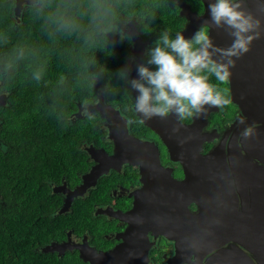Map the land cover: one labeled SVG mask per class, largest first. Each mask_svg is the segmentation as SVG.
I'll return each mask as SVG.
<instances>
[{"label": "flooded vegetation", "instance_id": "1", "mask_svg": "<svg viewBox=\"0 0 264 264\" xmlns=\"http://www.w3.org/2000/svg\"><path fill=\"white\" fill-rule=\"evenodd\" d=\"M3 1L12 10L13 23L18 24L29 7L22 3L19 16H15L16 0ZM132 2L112 5L116 23L130 39L122 40L116 33L104 35L100 30L103 25L92 28L94 44L100 43L93 49V57L97 63L99 56L103 58L107 72L104 83L93 77L89 94L92 98L87 107L97 106L101 101V105L110 107L118 116L114 121L110 114L92 113L96 119L90 122L97 132L78 146L67 148L76 150L70 155L67 169L49 171L54 180L49 183L46 180L48 194L55 196L58 203L53 216L60 218L62 227L37 250L41 253L43 248L55 245L57 250L48 253L55 264H98L100 254L122 248V263L178 264L177 244L183 241L187 249L184 260L190 261L189 257L195 256L189 264H210L218 250L230 249L242 250L251 264H260V256L256 258L246 251L251 242L238 231L247 225L251 231L248 236L254 240L256 228L264 230V146L250 148L246 145L248 141L238 144L237 138L244 126L255 125L258 133L262 125L256 120L238 125V119L244 115L232 100V89L240 84L236 79L245 80V87L251 84L257 88L264 101V17L260 19L258 44L252 49L250 46L242 64L236 61L234 68L242 71L241 75L236 79L229 77L220 85L227 90L231 103L224 108H210L206 115L183 122L175 132L176 118L166 119L168 122H162L160 130L167 142L144 123L128 124L129 120L140 119L133 107L138 93L118 73L128 67L130 81L139 78L140 64L155 70L154 65H147V50L154 47L161 32L168 30L173 37L179 32L190 38L205 25L201 19L209 15L210 0ZM255 5L264 8V0H246L247 10ZM254 16L259 13L254 12ZM210 30L209 27V34ZM211 82L218 83L214 78ZM0 96H5L1 109L7 105L8 94L0 90ZM79 107L83 109L82 118L76 117ZM84 109L85 105L77 104L67 121L84 119ZM194 122L196 130L192 133ZM114 136L123 142L120 154ZM174 140L176 153L172 154L169 145ZM4 149L5 145L0 143V151ZM40 149L48 153L51 148ZM47 153L41 157L47 158ZM214 154V161L209 162ZM15 157L21 160L30 155L19 153ZM183 181L185 185L181 187ZM137 206L141 212L133 216ZM242 216L248 217L245 223L241 222ZM156 217L162 222H157ZM215 220L220 224L214 223ZM205 231L212 235L205 236ZM192 241L201 244L200 252L189 247ZM258 241L264 244L262 237ZM247 260L243 259L244 264Z\"/></svg>", "mask_w": 264, "mask_h": 264}, {"label": "trees", "instance_id": "2", "mask_svg": "<svg viewBox=\"0 0 264 264\" xmlns=\"http://www.w3.org/2000/svg\"><path fill=\"white\" fill-rule=\"evenodd\" d=\"M132 1L102 0L111 5ZM69 2L86 5L89 0ZM7 4L0 0V90L8 94L7 105L0 109V143L5 145L0 151V264H55L48 253L37 250L62 227L60 218L53 216L58 203L48 194L46 180H54L51 169L55 173L69 166L70 155L76 150L67 148L97 132L86 117L74 123L67 118L77 104L91 100L93 77L104 83L107 71L103 58L99 56L97 63L93 57V49L100 43L94 44L87 17L80 34L50 37L44 15L29 7L14 24ZM20 46L25 47L26 58L5 72V59ZM41 66L44 75L36 82L32 72ZM61 76L65 77L63 84ZM10 146L21 149L11 151ZM41 147L51 149L47 153ZM19 153L30 157L17 159ZM45 153L47 158H42ZM55 177L58 180L59 175Z\"/></svg>", "mask_w": 264, "mask_h": 264}, {"label": "clouds", "instance_id": "3", "mask_svg": "<svg viewBox=\"0 0 264 264\" xmlns=\"http://www.w3.org/2000/svg\"><path fill=\"white\" fill-rule=\"evenodd\" d=\"M26 6L44 15L50 37L80 34L85 30L83 20L87 17L93 29L103 25L100 30L104 35L116 33L122 40L130 39L116 23L117 14L112 5L102 0H89L86 5L69 0H27ZM78 8H85L86 11H74ZM208 13L211 26L222 29L231 37L232 42L227 48L214 44L209 25L201 26L190 38L179 32L173 37L168 30H163L154 47L147 50V65H154L155 70L140 64L139 78L130 81L129 68L119 70V77L130 83L131 89L138 93L133 107L140 119L129 120L128 124L145 123L153 118L166 120L174 116L177 121V127L173 128L175 132L183 122L206 115L210 108H224L231 103L227 90L220 85L228 81L236 60L248 53L253 41L260 38L262 21L247 10L246 0H210ZM4 42L7 43L6 38ZM25 58V47H17L5 59L4 71L13 70ZM43 75V66L38 67L32 72V79L39 82ZM212 78L218 83H212ZM59 79L63 84L65 77ZM84 104L83 115L90 121L95 120L96 116L87 110V101ZM238 125H245L243 117L238 119ZM255 127L244 126L237 143L253 138ZM216 199H220L219 195ZM154 219L162 222L159 217ZM214 223L220 224V221L215 220ZM204 235L212 233L205 231ZM189 247L195 252L201 251L199 242L192 241ZM194 258L189 257V260L194 262Z\"/></svg>", "mask_w": 264, "mask_h": 264}, {"label": "water", "instance_id": "4", "mask_svg": "<svg viewBox=\"0 0 264 264\" xmlns=\"http://www.w3.org/2000/svg\"><path fill=\"white\" fill-rule=\"evenodd\" d=\"M24 2L27 4V0H16V4H15V8H14L15 16H19L22 3H24ZM255 10L259 13V16L257 18L263 19L264 8L262 6H256L255 5V6L251 7L250 12L254 15V12H256ZM201 21L203 22V24L210 26V29H211L210 30V36H211V39L213 40L214 44L217 47L227 48L231 44V42H232L231 37L229 35H227V33L225 31H223L222 29H217V28H215V26H211V20H210L209 15L203 17L201 19ZM256 43L258 44V41L254 40L252 45H251V49H252L253 45ZM238 60L242 64L243 56ZM243 66L248 67V65H243ZM230 72H231L230 77H233L236 79L238 75H241L242 71L237 70L235 68H231ZM236 80L240 81V84L237 88L232 89V92H233L232 100H233V102L239 107L240 111L243 113L245 122H250V121L256 120V122H259L262 125L261 130L258 133H256V135L253 138H251L247 142L246 145L249 146L250 148H251V145H253L256 148L262 147V146H264V101L262 98V94H261V92H259V90H257V88H255L251 84H249L247 87H245V85H244L245 80H239V79H236ZM262 92L264 93V90ZM4 105H5V96H0V107H2ZM82 110L83 109L81 107H79V111L76 114L77 118H82ZM87 110L90 113H101L102 115L110 114V117H113L114 121L117 119V116H118V114L116 112H113L110 107H105V106L101 105V101L97 106H88ZM152 120H154V121L153 122L147 121L144 124L146 126L152 128L154 131H156L162 137V139L167 141L165 136H163V132L160 130V126H161L162 122L167 123L168 120H161L159 118H153ZM195 122H194V124L191 125L192 133H195V130H196ZM116 132H119V130L117 129ZM116 134L119 136V133H116ZM118 138H120V137L114 136L113 140L116 141L115 144L118 145V149H120L119 150V154H120V151L122 150L120 148V146L123 147V142H120L118 140ZM117 140H118V142H117ZM130 141L131 140H129V142ZM174 142H176V140L172 141L171 145H169L172 154L176 153V149L174 147V144H175ZM214 157H215V154L210 156L208 161L209 162L214 161ZM191 162L193 163V161H191ZM192 163H190V165ZM180 184H181V187H183L185 185V181H183ZM156 187L157 186H154V188H156ZM208 187H209V189L211 188V186H208ZM250 196H251V192H250ZM140 212H141V207L137 206L134 209V211H132V215L136 216ZM247 218H248L247 216H244V217L242 216L241 222L245 223V219H247ZM244 227L245 228H243V230H241V227H240V231H238V233H241L240 236H243L247 241L251 242V248L246 247V251L250 252L256 258L258 256H260L258 258V260L262 261V262H260V264H264V262H263L264 261V244H261L258 241L259 237H262L264 239L263 228H256L257 231L254 234L255 239L251 240V238H249V236H248V235L251 236V231H249V228L247 227V225ZM177 246H178L177 259H176L177 263L178 264H182V263H184V264L188 263L189 264L190 261L184 260L183 255L187 251V249L184 248L183 241H180V243H178ZM55 248H56L55 245L45 247L42 249V253L54 252L55 250H57ZM218 251L219 252H217V254L213 256L210 264H244L243 259L247 260V258H248L247 254L242 250H236L235 251L233 249H230V250H218ZM121 252H123V248L117 249V250L112 251L111 253H108V254H100L98 264H126V263L120 262L121 261L120 253ZM203 252H206V249H204ZM245 263L251 264V262L248 260L245 261ZM130 264H134V263H130Z\"/></svg>", "mask_w": 264, "mask_h": 264}]
</instances>
